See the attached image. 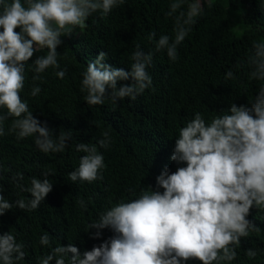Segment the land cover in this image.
<instances>
[{
    "label": "trees",
    "instance_id": "16d2710c",
    "mask_svg": "<svg viewBox=\"0 0 264 264\" xmlns=\"http://www.w3.org/2000/svg\"><path fill=\"white\" fill-rule=\"evenodd\" d=\"M173 2L124 0L107 15L100 11L90 15L85 28L78 27L61 36L57 52L60 68L66 71L63 79L56 76L59 69L35 73L33 62L47 54L46 48L39 49L25 65L22 99L33 116L52 130L53 138L62 131H71L72 139L63 152L45 153L35 144L34 136L18 139L8 131L12 117L4 122L5 134L0 136V190L5 199L27 203L32 197L22 188H30L33 177L43 179L42 173L49 169L53 173L48 177L52 191L37 209L14 206L0 216V234L10 232L24 244L25 259L17 264H40L57 245L72 244L82 255L109 241L116 235L111 228L99 230L100 237L94 238L97 229L89 226L112 206L136 199L145 191L163 192L156 177L165 168L172 173L186 166L170 157L179 130L197 112L211 123L213 117L226 114L232 103L251 107L249 101L264 84L249 78L248 63L253 43L264 41V0L205 2L191 31L177 46L175 61L167 56L166 49L155 50L161 35L174 39L175 17L180 11L186 13L192 0H184L181 9L168 16ZM150 33H155L151 40ZM137 45L145 53L153 52L152 63L146 68L152 85L134 100L126 97L113 103L109 93L102 105L89 106L85 102L87 92L82 88V73L88 63L104 51L107 56L103 63L131 71ZM229 71L233 78L226 79ZM34 75L41 79L33 81ZM130 83L131 78L118 81L117 86ZM34 86L40 88L35 97L31 95ZM0 114L6 115L7 110L0 108ZM105 132L110 142L101 148L97 142ZM78 143L95 145L103 155L106 166L101 170L102 179L91 183L69 179L68 174L85 155L76 151ZM247 219L256 230L241 238L234 260L221 264H264V208L252 207ZM44 234L50 236L47 246L39 243ZM250 248L257 251L254 259L246 256ZM65 259L67 264L68 257ZM182 264L200 261L192 259Z\"/></svg>",
    "mask_w": 264,
    "mask_h": 264
},
{
    "label": "clouds",
    "instance_id": "9594fccd",
    "mask_svg": "<svg viewBox=\"0 0 264 264\" xmlns=\"http://www.w3.org/2000/svg\"><path fill=\"white\" fill-rule=\"evenodd\" d=\"M123 3L124 0H0V108L7 110L6 115L0 114V136L5 134L4 122L12 117L8 131L18 139L34 136L35 144L45 153L65 150L72 132L62 131L53 138L52 130L33 116L20 95L25 85V65L39 49L46 48L47 54L33 62L35 73L59 69L56 76L63 79L66 71L60 68L57 52L61 36L71 34L77 27L85 28L93 13L107 15ZM183 3L184 0H175L167 15L177 13ZM202 10L200 0H192L188 11H180L175 17L174 39L161 35L155 50L166 49L167 56L175 61L177 46ZM154 36L150 33L149 39ZM252 48L249 78L264 81V41L254 42ZM106 56L100 51L82 73L89 106L102 105L109 93L113 103L126 97L134 100L152 85L146 68L152 63L153 52L145 53L137 45L131 71L103 63ZM129 78L132 83L117 86L118 81ZM225 78H233V72H227ZM40 79L39 75L32 77L33 81ZM39 92V86H34L31 95L35 97ZM249 102L250 108L232 103L226 114L213 117L211 123L197 112L179 130L170 157L186 166L172 173L165 168L156 177L163 192L145 191L136 199L112 206L89 226L97 229L94 238L100 237L99 230L111 228L116 235L109 241L82 255L72 244L57 245L40 264L53 260L54 264H66V257L67 264H182L192 259L200 264H221L234 260L241 238L256 230L247 219L251 208H264V84ZM103 137L97 143L106 148L109 134L105 132ZM76 151L85 155L68 174L69 179L89 183L102 179L101 170L106 165L96 146L78 143ZM50 174L53 175L49 169L42 173L43 179L33 177L31 187L22 188L31 194L27 203L10 202L0 190V216L14 206L37 209L52 191ZM39 243L49 245L50 236L41 235ZM25 255L24 244L17 242L12 233L0 234V264H17ZM246 256L254 259L257 251L247 249Z\"/></svg>",
    "mask_w": 264,
    "mask_h": 264
},
{
    "label": "rangeland",
    "instance_id": "374dc122",
    "mask_svg": "<svg viewBox=\"0 0 264 264\" xmlns=\"http://www.w3.org/2000/svg\"><path fill=\"white\" fill-rule=\"evenodd\" d=\"M208 0H200L201 5H203L205 2H207ZM191 3V2H190ZM78 28V27H77ZM81 29V28H78ZM75 30V29H74Z\"/></svg>",
    "mask_w": 264,
    "mask_h": 264
}]
</instances>
